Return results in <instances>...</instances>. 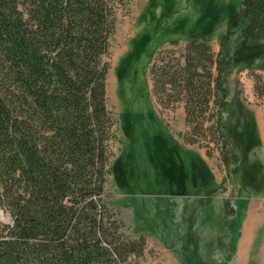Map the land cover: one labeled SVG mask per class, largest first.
Listing matches in <instances>:
<instances>
[{
	"label": "trees",
	"instance_id": "16d2710c",
	"mask_svg": "<svg viewBox=\"0 0 264 264\" xmlns=\"http://www.w3.org/2000/svg\"><path fill=\"white\" fill-rule=\"evenodd\" d=\"M118 2L128 0H0V197L12 218L0 225V264H128L142 251L143 237L125 236L103 202L115 124L105 103L104 57ZM226 16L215 54L201 35L192 36L185 63L162 64L157 76L202 132L213 104L212 140L225 168L240 176L242 163L253 168L257 161L240 160L232 142L243 140L245 125L227 137L222 111L228 76L264 59V0H239ZM254 128L251 146L258 148ZM262 154L264 191V146ZM121 171L116 175L130 178Z\"/></svg>",
	"mask_w": 264,
	"mask_h": 264
},
{
	"label": "rangeland",
	"instance_id": "374dc122",
	"mask_svg": "<svg viewBox=\"0 0 264 264\" xmlns=\"http://www.w3.org/2000/svg\"><path fill=\"white\" fill-rule=\"evenodd\" d=\"M238 2L128 0L115 6V31L104 57L105 103L115 124L103 202L123 223L125 236L144 239L142 251L132 253L128 264H264V220L255 221L247 249L239 253L247 205L264 206L258 183L263 146H251L256 121L264 129V94L259 96L264 59L251 68L237 67L227 79L226 136L244 123L245 137L232 146L240 160L245 154L248 162L257 161L253 168L242 163L240 176L225 168L212 140L213 104L203 116L202 132L187 123L184 102L163 90L157 76L162 64L185 63L186 40L192 36L201 35L215 54L226 15ZM184 150L199 155L207 169ZM115 167L130 178L116 175ZM7 203L2 195L1 226L12 222Z\"/></svg>",
	"mask_w": 264,
	"mask_h": 264
},
{
	"label": "crops",
	"instance_id": "0c3cea01",
	"mask_svg": "<svg viewBox=\"0 0 264 264\" xmlns=\"http://www.w3.org/2000/svg\"><path fill=\"white\" fill-rule=\"evenodd\" d=\"M262 122H264V121L262 120ZM261 124L264 128V123H261ZM256 126H257V128H259L258 134L260 137L261 144H262V146H264L263 145V143H264V129H262V127L260 128L257 121H256ZM248 203H255V202L251 201ZM253 220H256V221L264 220V206L262 204H260L258 206H256L255 204H251V205L248 204L247 205V208L245 210V215L243 218V226H244V224H247L249 221H253Z\"/></svg>",
	"mask_w": 264,
	"mask_h": 264
},
{
	"label": "bare ground",
	"instance_id": "6f19581e",
	"mask_svg": "<svg viewBox=\"0 0 264 264\" xmlns=\"http://www.w3.org/2000/svg\"><path fill=\"white\" fill-rule=\"evenodd\" d=\"M264 123V122H262ZM256 220L253 221H249L247 224H245L244 229H243V236L240 242V249H239V253L242 256L245 253V250L247 249V244L248 241L250 239V233H251V229H253L252 227L254 226ZM257 222V221H256ZM264 249V246H263Z\"/></svg>",
	"mask_w": 264,
	"mask_h": 264
}]
</instances>
